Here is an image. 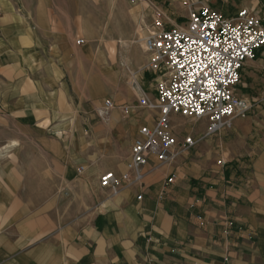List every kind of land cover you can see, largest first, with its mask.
Wrapping results in <instances>:
<instances>
[{
    "label": "crops",
    "instance_id": "1",
    "mask_svg": "<svg viewBox=\"0 0 264 264\" xmlns=\"http://www.w3.org/2000/svg\"><path fill=\"white\" fill-rule=\"evenodd\" d=\"M116 2L108 1L111 16ZM75 3V17H67L65 29L55 28L61 24L57 15L37 13L40 0L29 7L36 25L29 34L35 50L63 52L53 64L58 68L71 62L68 54L77 56L78 33L89 37L91 29L99 28L102 10L97 14L83 0ZM243 7L264 18V0H230L224 12L235 16ZM123 11L132 16L131 8ZM9 28L0 26V103L8 98L4 91H10L5 85L13 84L15 105L6 115L26 118L15 127L28 131L35 129L28 118L35 95L19 99L15 85L21 68L28 67L22 61L28 49ZM108 28L114 36L113 17ZM152 76L146 73L147 79ZM235 93L252 104L248 118H237L231 129L205 137L206 120L172 114L178 142L174 150L180 152L176 159L160 163L152 157L142 180L123 181L117 193L101 187L99 174L126 172L139 129L152 125L155 113L135 112L117 122L120 109L101 110L99 115L109 113L108 118L87 129L85 119L95 114L81 109L83 123L73 125L61 112L66 117L51 127L72 135L17 140L15 152L0 156V264H264V49L246 62ZM113 97L117 104L137 100L130 92ZM17 104L29 107L17 109ZM51 108L36 113L46 115ZM186 137L197 144L183 150ZM81 164L85 170L80 174ZM171 176L173 182L168 181Z\"/></svg>",
    "mask_w": 264,
    "mask_h": 264
},
{
    "label": "rangeland",
    "instance_id": "2",
    "mask_svg": "<svg viewBox=\"0 0 264 264\" xmlns=\"http://www.w3.org/2000/svg\"><path fill=\"white\" fill-rule=\"evenodd\" d=\"M83 1L97 14L99 10H102L101 17L98 18L99 28L94 30L89 37L85 33H78L74 37V44L78 49L77 56L75 52L71 55L68 54L66 58L71 62L66 61L68 66L61 63L58 68L53 64L63 58L61 57L63 52L60 55L56 49L52 51L45 49L39 52L35 50L36 46L32 35H29L36 27L32 8H29L34 5L35 0H0V26L11 27L9 29L18 32L16 37L20 39V44L28 49V51L23 52L24 59L22 60L26 63L23 66L28 67L21 68L20 79L15 84L19 90V99L29 94L35 95L30 106L34 111L28 116L29 122L35 124L33 125L35 129L18 130L15 124L21 122L24 124L27 119L17 118V116L10 114L6 115V112L11 110V106L15 105L13 103L16 99L12 95L11 87L13 84L5 85V90L10 91H4L5 97L8 98L1 100L2 104L0 103V156L11 155L15 152L18 149L16 147L17 140L22 138L63 139L68 137V133L72 135L73 131H57L51 127L52 123L60 120V116L66 117L62 116L61 112L68 115V121L72 122L73 125L76 122L80 125L83 123L79 110L82 109L95 114L94 118L89 119V121L85 119L83 123L84 127L89 129L90 126L99 123L98 121L108 118L109 113L99 115L100 111L104 110L105 100H114L113 96L124 98L129 92L138 98L139 93L135 88V82L143 89L151 92V98L155 100L157 75L145 67L147 55L144 50V37L147 35L148 25L151 24L150 18H147L148 13H150L147 9L149 8L147 2L160 5L169 18L168 23L174 25L186 22L189 6L199 8L210 5L226 11L230 0H117L116 7H119L118 9L125 6L131 8L134 17L127 15V11H118V9L111 16L109 0ZM40 2H42V7L37 13L44 17L57 15L56 19L61 24L55 28L65 29L67 17H75V0H40ZM42 13H47V15ZM112 17L115 20L114 36L109 35L108 32V24ZM121 38H125L127 41L123 44L120 41ZM80 39H84L85 43L78 44ZM140 39L143 40L140 41ZM75 58L78 60V64L74 61ZM148 72L154 76L152 79H147L146 73ZM7 76L10 79V73ZM116 100L118 101V99ZM61 101L64 102L63 106H60ZM43 102L48 104L44 106ZM19 104L15 106L17 109L29 107L27 104H21L19 107ZM47 105L52 107L47 111L48 114L36 113ZM60 107L63 110H60ZM94 108L96 109L94 110ZM115 112L117 113V111ZM138 112L150 111L142 108L138 109ZM122 118L123 115H119L118 112L114 120L118 122L123 120ZM20 128L22 127L20 126Z\"/></svg>",
    "mask_w": 264,
    "mask_h": 264
},
{
    "label": "built area",
    "instance_id": "3",
    "mask_svg": "<svg viewBox=\"0 0 264 264\" xmlns=\"http://www.w3.org/2000/svg\"><path fill=\"white\" fill-rule=\"evenodd\" d=\"M147 3L152 19L144 37L145 67L157 75V96L152 99V93L135 82L139 95L134 103L117 104L107 99L103 111L118 108L129 118L145 108L155 113V120L140 127L126 172L121 176L113 171L101 174V187L114 193L123 181H141L143 167L152 157L160 163L176 159L180 152L174 150L178 142L171 129L172 114L206 120L205 137L229 130L235 119L247 117L252 105L237 96L235 89L246 62L264 49V18L250 8L229 16L210 5L189 6L186 22L170 25L160 5ZM84 43V39L78 40V44ZM196 144L195 138L186 137L183 150ZM84 170V166L77 169L80 174ZM168 181L173 182L174 176ZM142 198L140 194L138 199Z\"/></svg>",
    "mask_w": 264,
    "mask_h": 264
},
{
    "label": "bare ground",
    "instance_id": "4",
    "mask_svg": "<svg viewBox=\"0 0 264 264\" xmlns=\"http://www.w3.org/2000/svg\"><path fill=\"white\" fill-rule=\"evenodd\" d=\"M113 2H114V1H113ZM121 5H122V4H121ZM122 7H123V5H122ZM126 7H127V6H126ZM118 8H119V7H118ZM120 9H121V10H120ZM120 9H119V11H123V8L120 7ZM127 9H128V7H127ZM130 12H131L132 17H134V12L132 11V9H131ZM83 15H84V14H83ZM83 21H84V20H83ZM85 21H86V20H85ZM86 22H87V21H86ZM82 30H84V29L82 28ZM89 30H90V29H89ZM93 31H94V30L91 29V30L89 31V35L93 34ZM137 32H139V31H137ZM139 33H140V32H139ZM141 35H142V34H141ZM141 40H143V39H140V41H141ZM120 41L124 44L127 40H126L125 38H124V39L121 38ZM63 89H64V88H63ZM63 89H62V90H63ZM63 105H64V102L61 101V102H60V106H63ZM63 194H64V193H63Z\"/></svg>",
    "mask_w": 264,
    "mask_h": 264
},
{
    "label": "trees",
    "instance_id": "5",
    "mask_svg": "<svg viewBox=\"0 0 264 264\" xmlns=\"http://www.w3.org/2000/svg\"><path fill=\"white\" fill-rule=\"evenodd\" d=\"M154 76H152V78H153Z\"/></svg>",
    "mask_w": 264,
    "mask_h": 264
}]
</instances>
